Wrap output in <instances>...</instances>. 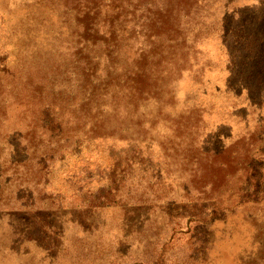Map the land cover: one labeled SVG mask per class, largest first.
<instances>
[{
  "label": "rangeland",
  "instance_id": "1",
  "mask_svg": "<svg viewBox=\"0 0 264 264\" xmlns=\"http://www.w3.org/2000/svg\"><path fill=\"white\" fill-rule=\"evenodd\" d=\"M262 48L264 0H0V264H264Z\"/></svg>",
  "mask_w": 264,
  "mask_h": 264
},
{
  "label": "trees",
  "instance_id": "2",
  "mask_svg": "<svg viewBox=\"0 0 264 264\" xmlns=\"http://www.w3.org/2000/svg\"><path fill=\"white\" fill-rule=\"evenodd\" d=\"M260 51H261V53H262V58H264V54H263V48L262 49H260L257 53H258V55L260 54ZM256 59V58H255ZM262 64L264 65V62H262ZM247 65V63L245 64V66ZM249 65V64H248ZM262 69H263V79H264V66H262ZM245 70H246V75H244V79L246 80V79H248V77L250 76V75H253V72H252V67H251V65H249V66H247L246 68H245ZM243 72H244V70H242ZM261 71V70H260ZM254 75H255V72H254ZM251 77V76H250ZM249 77V78H250Z\"/></svg>",
  "mask_w": 264,
  "mask_h": 264
}]
</instances>
